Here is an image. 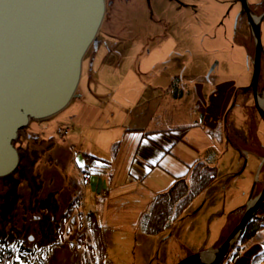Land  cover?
<instances>
[{
  "label": "rangeland",
  "instance_id": "rangeland-1",
  "mask_svg": "<svg viewBox=\"0 0 264 264\" xmlns=\"http://www.w3.org/2000/svg\"><path fill=\"white\" fill-rule=\"evenodd\" d=\"M153 3L155 18L162 23L151 20L145 0L123 1L120 7L115 4L112 19L109 15L106 21L104 19V29L102 26L98 37L108 41L110 50L100 46L97 48L99 57L85 60L83 66L85 81L82 88L92 83L98 89L96 105L88 100V105L77 113L79 103L76 101L55 116L42 121L32 120L20 130L15 145L23 155L22 169L13 173V177L20 178V183L14 187L17 197L6 198H10L12 208L8 203L5 205L3 196L10 194L12 177L0 178V235L8 238V246L14 248L6 263L22 262L23 257L32 262L42 250L52 248L49 264H82L91 225L87 215L91 210L86 209V202L82 206V222L79 217L74 223L67 220L65 233L58 232L68 203L81 189L86 190L80 166L87 154L111 157V144L125 133L130 123L145 118L158 107L160 111L164 108L170 111L169 100H176L175 120L165 125L179 121L191 124L197 110L206 109L211 111L210 114L218 115V109L214 111L212 107L213 96L219 95L218 90L228 88L224 100V107L227 106L226 135L232 133V143L238 148L250 151L248 148L256 146L254 141L248 143L241 135L243 130L256 128L252 118L258 113L255 100L250 96L251 101H247L252 105L246 107L243 100L248 93L237 90L252 80L253 62L248 64L245 59L236 57L220 34L211 36L216 32L215 23L219 18L218 2L153 0ZM109 22L116 28V36L112 38L102 36ZM92 50L93 47L88 50L87 58L96 56ZM245 64L249 65L248 71L239 76ZM262 70L264 73V61ZM211 73L220 80L218 84H212L215 79H210V84L197 82L192 76ZM174 78H177L176 86L184 91L182 97L172 95L173 85L168 89ZM262 94L264 90L259 96ZM235 117L242 119L244 124L233 123ZM251 165V159H235V153L228 151L218 176L221 186L227 190L226 202L215 200L216 195L210 192V202L197 210L205 196L203 191L183 216L159 235L142 230L138 233L131 229L125 232L111 229L105 234L107 254L101 264H177L189 255L211 249L216 237L213 230L220 221H225L221 233L225 241L238 224L235 225V218H229V215L236 217L239 208L233 206L241 205L244 191H248L252 182ZM262 167L263 164L255 177L256 183L262 180V189L257 196L264 188ZM242 209L246 208L243 206ZM261 209L264 213V202ZM262 211L259 209L257 214ZM31 235L32 240L29 239ZM17 242L36 250L32 255L26 251L19 253V245L15 247ZM255 246L261 249L243 251L229 260V264H264V244L256 243ZM258 254L261 257H256Z\"/></svg>",
  "mask_w": 264,
  "mask_h": 264
},
{
  "label": "water",
  "instance_id": "water-1",
  "mask_svg": "<svg viewBox=\"0 0 264 264\" xmlns=\"http://www.w3.org/2000/svg\"><path fill=\"white\" fill-rule=\"evenodd\" d=\"M106 10L107 0H0V178L20 165L15 145L20 130L32 120L55 116L79 96L84 60L91 45L98 43ZM253 29V76L241 90L253 91L264 120L258 87L264 54L260 23ZM263 202L264 188L245 206L244 216L220 246L177 264H221Z\"/></svg>",
  "mask_w": 264,
  "mask_h": 264
},
{
  "label": "crops",
  "instance_id": "crops-1",
  "mask_svg": "<svg viewBox=\"0 0 264 264\" xmlns=\"http://www.w3.org/2000/svg\"><path fill=\"white\" fill-rule=\"evenodd\" d=\"M243 73L246 74L247 70L245 69ZM176 79H173L168 89L173 85L175 88L172 95L182 97L184 91L176 86ZM211 79H215L212 84H218L220 81L217 77ZM195 81L208 84L211 82L209 79H195ZM226 90L220 89L219 95L216 96L215 93L213 96L212 107L214 111L218 109V115L210 114L211 111L206 109L197 110L193 113L191 124L179 121L174 125L166 126L165 123L175 120L173 109L176 107V100H169L170 111L166 108L160 111L158 107L156 111L148 113L145 118H137L130 123L125 133L111 144V157L106 154H91L97 156V159L100 158L102 163H99L97 170L88 178L83 203L86 202V209L89 207L91 210L89 214H94L103 227L104 240L106 232L111 229L121 232L131 229L132 232L139 233L140 219L158 193L168 190L177 177L186 176L190 166L198 160L216 165L220 171L222 160L228 151L235 153V159L245 157L247 160H252V165L248 167L249 172L253 174L252 182L248 186V191H244L245 197L241 205L233 206L236 209L239 208L236 217L229 215V218H235V225L240 222L246 211L242 209L243 206L250 204L262 189L260 188L262 180L256 183L255 177L262 164L264 168V120L259 112L256 113L252 117L255 130H243L241 134L246 142H255L254 148H248L250 149L248 151L247 148L234 146L232 133L226 135L228 129L225 120L227 106L224 107L225 94L228 92ZM80 91L83 92L82 96L75 100L79 103L77 113L88 105V100L94 105L97 104L98 89L94 88L92 83L85 84L84 88L80 83ZM247 100L245 98L243 103L246 107H250L252 104ZM207 104L209 106V102ZM238 121L244 124L238 117L234 118L233 123ZM146 132L154 134L148 137L145 135ZM84 160L85 165L88 156ZM218 178L204 190L205 196L201 198L199 203L202 202V204L197 210L210 202L208 197L210 192L216 195L215 200L223 199L224 202L228 200L227 190L221 186ZM220 223L213 230L216 237L213 238L214 246L211 249L217 248L224 241L221 233L225 221ZM256 243L260 242H253L244 251L261 249L255 246ZM247 255L250 256L248 252Z\"/></svg>",
  "mask_w": 264,
  "mask_h": 264
},
{
  "label": "trees",
  "instance_id": "trees-1",
  "mask_svg": "<svg viewBox=\"0 0 264 264\" xmlns=\"http://www.w3.org/2000/svg\"><path fill=\"white\" fill-rule=\"evenodd\" d=\"M193 77L197 80H210L213 77V73L209 74L208 76L195 75ZM73 101L75 102V100ZM72 103L73 102H71V104ZM152 134L154 133H145V135L148 137H151ZM20 155L21 157L23 156L21 153ZM86 156H88L86 164H89L93 161L98 162L100 160V158L97 159V156L95 155L87 154ZM20 165L16 170V173H19L22 169V166ZM98 167L99 163L98 166L88 175L82 174L85 183H87L89 176L94 173ZM13 175L15 174H11L6 177H12L11 179L13 180V184H10L9 186L10 194H3L5 205L7 203L11 205L9 208H12L13 206L10 204V198L7 200L6 198L9 196H15V194H17L14 187L20 183V178H15ZM218 175L219 170L216 165H212L203 160H198L195 162L192 166H190L186 176L177 177L168 190L160 192L155 196L148 210L140 219L141 230L150 235H159L166 232V230L174 221L180 219L183 216L185 210L191 205L193 200L218 178ZM15 197H17V195ZM83 200L84 189H81L79 194L68 203L67 211L64 214L62 223L58 226V232L60 234L65 233V222L67 220H69L71 223H74L76 218L79 217L80 221L82 222L84 216V212L82 210ZM88 216L91 221L88 231H91H89L91 235L89 234V236L87 233L89 241H85L87 247L84 251L85 253L83 255L82 264H101L104 263L107 254V246L103 238V227L97 221V218L94 214H88ZM84 236L85 232L82 233L81 238L83 239ZM253 242H260L264 244L263 211L253 217L245 225L239 238L221 264H229V260L241 254ZM16 246H18L19 253L26 251L32 255L36 250L34 247H30L19 242L15 244V247ZM51 249L52 248L44 251L42 250L40 256L32 262H28L27 258L23 257L24 260H21L22 262L16 261L14 264H49V259L52 255ZM13 250V247L8 246V238H6L4 235H0V264H9L8 262L6 263V259L13 252ZM256 257H261V254L257 255Z\"/></svg>",
  "mask_w": 264,
  "mask_h": 264
},
{
  "label": "flooded vegetation",
  "instance_id": "flooded-vegetation-1",
  "mask_svg": "<svg viewBox=\"0 0 264 264\" xmlns=\"http://www.w3.org/2000/svg\"><path fill=\"white\" fill-rule=\"evenodd\" d=\"M131 2L133 0H107V10L106 16H110V20L112 19V11L114 9L115 4L117 7H120L122 2ZM146 5L149 11V17L155 23H162V21L155 18V7L153 0H145ZM179 2V0H173ZM218 2V15L219 18L215 23L216 32L212 33V37H217L219 34L223 37V39L229 43L232 53L239 57L240 59H245L247 63L254 62V56L256 51V37L253 29V25L256 22H259L261 25V34L262 40L264 44V18L259 19L262 14L264 13V0H216ZM192 7H196V5H192ZM104 24V23H103ZM103 26V25H102ZM104 29V26L102 27ZM106 33L103 32L102 36L107 38L115 37V29L114 23L109 22L108 27L106 28ZM108 41H103L102 37H98V43L95 46L94 44L91 45L90 48L93 47V52L97 53L96 56H92L91 58L85 57V60L88 59H97L99 57V51L97 48L100 46H105V49L110 50V46L107 43ZM84 60V61H85ZM263 61H264V54L262 55V68H261V76L259 80L258 87L260 88L259 91L261 92L264 90V73H263ZM93 63L95 62L92 61ZM249 65L245 64L244 69L248 71ZM239 74V76L243 75V71ZM84 76L81 80V85L84 82ZM251 83L248 82L247 86ZM262 86V87H261ZM238 92L241 91V87H238ZM248 100L249 97H252L254 101V94L253 91H248ZM79 96H77L74 100H77L79 97L82 96L83 92L80 91V86L78 90ZM245 94V93H244ZM251 101V99H250Z\"/></svg>",
  "mask_w": 264,
  "mask_h": 264
},
{
  "label": "built area",
  "instance_id": "built-area-1",
  "mask_svg": "<svg viewBox=\"0 0 264 264\" xmlns=\"http://www.w3.org/2000/svg\"><path fill=\"white\" fill-rule=\"evenodd\" d=\"M98 166V162L97 161H93L89 164H86L84 166H82L80 168V171L82 172V174L84 175H88L89 173H91L96 167ZM105 193V192H104Z\"/></svg>",
  "mask_w": 264,
  "mask_h": 264
},
{
  "label": "bare ground",
  "instance_id": "bare-ground-1",
  "mask_svg": "<svg viewBox=\"0 0 264 264\" xmlns=\"http://www.w3.org/2000/svg\"><path fill=\"white\" fill-rule=\"evenodd\" d=\"M260 102H261V105H264V94L261 95Z\"/></svg>",
  "mask_w": 264,
  "mask_h": 264
},
{
  "label": "snow or ice",
  "instance_id": "snow-or-ice-1",
  "mask_svg": "<svg viewBox=\"0 0 264 264\" xmlns=\"http://www.w3.org/2000/svg\"><path fill=\"white\" fill-rule=\"evenodd\" d=\"M81 166H83V165H81Z\"/></svg>",
  "mask_w": 264,
  "mask_h": 264
}]
</instances>
